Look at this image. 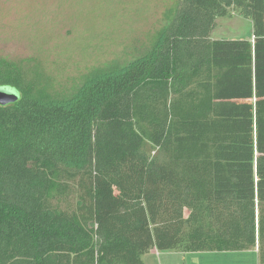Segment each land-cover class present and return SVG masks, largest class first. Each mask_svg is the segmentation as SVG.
Here are the masks:
<instances>
[{
	"label": "trees",
	"instance_id": "1",
	"mask_svg": "<svg viewBox=\"0 0 264 264\" xmlns=\"http://www.w3.org/2000/svg\"><path fill=\"white\" fill-rule=\"evenodd\" d=\"M231 9L252 40H214ZM0 264H264V0H180L152 48L72 96L0 59Z\"/></svg>",
	"mask_w": 264,
	"mask_h": 264
},
{
	"label": "rangeland",
	"instance_id": "2",
	"mask_svg": "<svg viewBox=\"0 0 264 264\" xmlns=\"http://www.w3.org/2000/svg\"><path fill=\"white\" fill-rule=\"evenodd\" d=\"M180 0H0V59L28 61L72 96L99 69L149 51ZM214 40H252V22L231 9ZM145 264H259L256 251L148 254Z\"/></svg>",
	"mask_w": 264,
	"mask_h": 264
},
{
	"label": "water",
	"instance_id": "3",
	"mask_svg": "<svg viewBox=\"0 0 264 264\" xmlns=\"http://www.w3.org/2000/svg\"><path fill=\"white\" fill-rule=\"evenodd\" d=\"M19 99L18 92L11 87H0V105H8Z\"/></svg>",
	"mask_w": 264,
	"mask_h": 264
},
{
	"label": "crops",
	"instance_id": "4",
	"mask_svg": "<svg viewBox=\"0 0 264 264\" xmlns=\"http://www.w3.org/2000/svg\"><path fill=\"white\" fill-rule=\"evenodd\" d=\"M257 252V250H254ZM158 252L156 250H153L150 254H157ZM220 253H228V252H220ZM213 254H217V253H213ZM258 254V253H257Z\"/></svg>",
	"mask_w": 264,
	"mask_h": 264
}]
</instances>
